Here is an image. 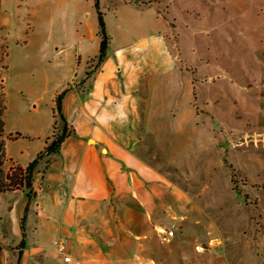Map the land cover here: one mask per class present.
I'll return each mask as SVG.
<instances>
[{
    "label": "rangeland",
    "instance_id": "374dc122",
    "mask_svg": "<svg viewBox=\"0 0 264 264\" xmlns=\"http://www.w3.org/2000/svg\"><path fill=\"white\" fill-rule=\"evenodd\" d=\"M113 3L100 0L117 46L125 37ZM145 5L163 18L172 55L155 38L145 41V159L163 197L160 214H146L145 233L128 234L145 243V255L133 251V261L264 264V0ZM126 15L133 24L144 18L145 35L163 29L149 12ZM82 30L86 37L77 36ZM100 44L95 0H0L6 172L18 165L13 160L26 166L35 159L44 140L37 133L58 118V94L98 66ZM45 169L36 168L32 200L26 187L0 192V264H86L77 234L37 215L51 203ZM62 236L63 252L55 242Z\"/></svg>",
    "mask_w": 264,
    "mask_h": 264
},
{
    "label": "crops",
    "instance_id": "0c3cea01",
    "mask_svg": "<svg viewBox=\"0 0 264 264\" xmlns=\"http://www.w3.org/2000/svg\"><path fill=\"white\" fill-rule=\"evenodd\" d=\"M113 2L117 30L125 42L113 46L110 37L104 61L65 93L62 109L76 132L64 140L59 152L45 156L36 167L46 165L43 179L51 200L45 207L38 206V217L76 233V246L86 264H135L132 252L145 255V243L128 234L145 233L146 214L159 215L156 209L163 197L154 184L160 176L154 180L145 159V134L150 133L145 127L149 111L145 112V41L155 38L172 55L165 23L156 6L145 5V0ZM129 10L139 15L149 12L154 27L163 29L145 35L144 18L130 23ZM130 24L141 27L130 28ZM136 30L137 36H131ZM86 33L82 30L77 36ZM149 102L148 97L147 106ZM53 124L37 133L35 138L44 139L38 153L53 134Z\"/></svg>",
    "mask_w": 264,
    "mask_h": 264
},
{
    "label": "trees",
    "instance_id": "16d2710c",
    "mask_svg": "<svg viewBox=\"0 0 264 264\" xmlns=\"http://www.w3.org/2000/svg\"><path fill=\"white\" fill-rule=\"evenodd\" d=\"M95 5L97 8V13L99 17V35L101 37V44L100 50L98 55V64L102 63L107 55V49L110 42V37L107 33L106 21L104 17V12L101 10L100 0H95ZM6 54V50H5ZM91 70H87V76L91 74ZM5 87H0V192L10 191V190H17L21 189L22 187H26L28 189L27 197L29 200H32L37 195V191L34 187V172L37 167L38 162L43 159L45 156H51L57 152H59L60 147L64 140L76 132L73 126L72 129L68 130L70 126L68 119L66 118L63 109H62V100L69 89L64 90L63 92L59 93L56 98V107H57V117L61 119L63 126L60 133H58L59 123L57 122L58 118L54 122V131L53 134L47 138L46 147L44 150L39 152L35 159L30 161L28 165L22 166L20 164L16 166H12L10 171L6 172L3 169L4 162L8 159L7 152H6V140L4 137L5 134V121H4V112L6 110V92ZM12 160V159H11ZM28 208L26 209V211ZM26 218L27 214L22 219V230H23V239L21 244H25V237H26ZM2 246L0 244V250ZM17 264H20L18 261Z\"/></svg>",
    "mask_w": 264,
    "mask_h": 264
},
{
    "label": "built area",
    "instance_id": "2783aa9c",
    "mask_svg": "<svg viewBox=\"0 0 264 264\" xmlns=\"http://www.w3.org/2000/svg\"><path fill=\"white\" fill-rule=\"evenodd\" d=\"M67 241H68V238L67 236H62L60 238H58L55 242H56V245L59 247V250L61 252L65 251L66 250V247H67ZM64 260L65 261H71L72 260V257L70 255H64Z\"/></svg>",
    "mask_w": 264,
    "mask_h": 264
}]
</instances>
